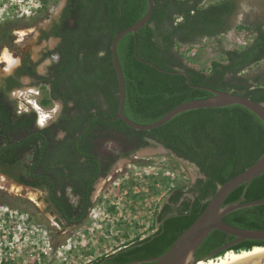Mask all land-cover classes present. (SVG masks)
<instances>
[{
  "label": "trees",
  "instance_id": "obj_1",
  "mask_svg": "<svg viewBox=\"0 0 264 264\" xmlns=\"http://www.w3.org/2000/svg\"><path fill=\"white\" fill-rule=\"evenodd\" d=\"M153 0L146 25L134 35H124L116 55L125 85L124 115L147 125L179 104L206 99L205 90L190 88L183 75L160 72L184 71L190 85L232 92L264 104L262 72H249L264 61V24L237 25L235 30L253 35L240 50H220L221 62L208 71L196 69L178 49L202 38L226 32L236 0ZM146 0H67L62 21L53 35L59 37V61L52 68L50 96L63 102L59 119L42 129L34 127L35 115H17L0 96V173L17 184L47 193V210L61 226L81 224L92 208L91 194L99 179L113 165L137 150L162 145L177 158L193 164L198 177L188 186H176L156 214L157 227L149 236L124 244L90 264H128L163 255L202 212L216 189L243 172L264 154V124L249 110L232 105L182 112L150 131H136L117 113L118 87L110 56L115 34L146 13ZM9 31V30H8ZM5 33L0 43H5ZM4 36V37H3ZM49 100H43L47 104ZM70 104V106H68ZM62 134L58 137V134ZM114 139L117 154L100 155L97 146ZM264 199V173L237 187L224 205ZM227 224L264 231V204L227 214ZM234 238L211 231L194 253L201 259ZM263 245L243 241L230 249Z\"/></svg>",
  "mask_w": 264,
  "mask_h": 264
},
{
  "label": "rangeland",
  "instance_id": "obj_2",
  "mask_svg": "<svg viewBox=\"0 0 264 264\" xmlns=\"http://www.w3.org/2000/svg\"><path fill=\"white\" fill-rule=\"evenodd\" d=\"M217 1L205 0L203 5ZM63 2L0 0V36L6 34L5 43H0V56L5 49L16 57L22 51L33 50V30L55 16ZM253 23L264 24V0H236V10L227 20L225 33L202 38L178 51L186 64L208 71L212 61L223 60L220 50H240L252 41V34L237 31L235 26ZM261 71L264 61L249 72ZM260 81L264 82V75ZM43 98L42 93L36 101L20 97L15 105L30 108L36 103L41 111L51 109L53 105L42 104ZM118 147L110 139L99 144L97 150L100 155L117 154ZM197 177L194 166L151 143L117 160L110 174L96 182L86 219L79 225L64 227L47 210L42 191L26 190L8 181L22 192L0 189V264H90L124 244L152 234L157 227L156 214L170 190L188 186ZM28 192L35 196L27 197Z\"/></svg>",
  "mask_w": 264,
  "mask_h": 264
},
{
  "label": "water",
  "instance_id": "obj_3",
  "mask_svg": "<svg viewBox=\"0 0 264 264\" xmlns=\"http://www.w3.org/2000/svg\"><path fill=\"white\" fill-rule=\"evenodd\" d=\"M147 1V11L145 15L138 20L136 23L131 25L130 27L119 31L115 34L114 38L110 44V56L112 66L117 79V87H118V104H117V113L113 120L119 119L128 127L136 130V131H150L152 129L158 128L168 122L170 119L175 117L176 115L195 109H213V108H223L232 105L241 106L250 112H252L255 116H257L264 124V104L255 102L247 97L242 95H238L232 92L218 91L212 88L204 87V86H193L190 85L189 79L184 71H176V72H166L154 64L146 61H142L137 58L138 61L144 62L147 65L153 67L154 69L168 73V74H178L183 75L185 77L186 84L193 89H201L205 90L211 94L209 98L200 99V100H191L186 101L178 106L174 107L170 111H168L165 115H163L159 120L153 122L151 124L142 125L137 124L131 120H129L123 111L124 101H125V85L123 75L118 63L117 55H116V46L119 40L126 34L132 33L134 35V54H136V32L146 25L151 17L154 3L153 0ZM58 14L53 16L56 18ZM160 151L169 152L162 145L155 144ZM180 159V158H178ZM182 160V159H180ZM187 162L185 160H182ZM188 163V162H187ZM194 166L193 164H191ZM195 167V166H194ZM196 168V167H195ZM198 171V169L196 168ZM264 173V154L249 168L234 176L233 178L226 181L224 184L219 186L215 193L208 199L206 206L199 214V216L192 222V224L186 228L172 243L170 248L161 256L153 259H145L133 261L128 264H197L200 261L206 262L208 260L215 259L228 251L232 252H240V251H249L255 247H264V231H253V230H243L236 227H233L223 221V218L241 208H248L251 206H257L264 204V199L251 201V202H236L228 205H224V202L228 198V196L239 186L243 184H249L252 180L259 177ZM7 181L19 186L23 189L31 190L35 192L36 190L30 187H26L24 185L17 184L12 180L8 179L6 176L2 175ZM219 231L226 236L233 237L234 240L229 243H224L220 247L216 248L212 252H210L207 256L201 259H195L194 253L197 248L201 245L204 239L211 231ZM243 241H258L262 242L263 245H256L251 247L250 249H241L233 251L230 248L236 244H239ZM228 264H264V250L260 252H256L250 254L248 256L236 259Z\"/></svg>",
  "mask_w": 264,
  "mask_h": 264
},
{
  "label": "flooded vegetation",
  "instance_id": "obj_4",
  "mask_svg": "<svg viewBox=\"0 0 264 264\" xmlns=\"http://www.w3.org/2000/svg\"><path fill=\"white\" fill-rule=\"evenodd\" d=\"M66 1L67 0H64L56 18L48 17L49 20L43 23L45 26L39 24L36 29L33 30V50L22 51L19 57L12 54L15 59H18V63L11 72H5V63H0V96L11 109L15 110L17 115L23 113L34 114V127L38 129L47 127L51 123L57 121L63 111V102L51 98L50 88L51 81L53 80L51 76L52 68L59 61L57 46L60 43L59 37L54 36L53 33L62 26V21H65L69 26L73 22L72 19H68L64 16ZM41 93L44 94L45 100H49L47 104L53 105V107L48 110L44 109L43 111L45 113L41 111L44 117L40 119L32 108L30 101L26 102L31 106L30 108L22 107L21 104L15 105L20 97L24 99L25 96L34 98L36 101ZM68 106H70V104H68ZM41 119H43V126L40 124ZM61 136L62 134L59 133L58 137ZM35 190L42 191L40 189ZM42 192L46 197L47 193L44 191Z\"/></svg>",
  "mask_w": 264,
  "mask_h": 264
},
{
  "label": "bare ground",
  "instance_id": "obj_5",
  "mask_svg": "<svg viewBox=\"0 0 264 264\" xmlns=\"http://www.w3.org/2000/svg\"><path fill=\"white\" fill-rule=\"evenodd\" d=\"M5 53H7L11 57V60L14 61V63H12V64L8 63V61L4 58ZM0 62L5 63V72L8 73V72H11L13 70V68L17 65L18 59L13 58V56L9 53V51H7L5 49L1 53ZM0 189L5 190L7 192H13L16 194H20L22 192L20 188L14 186L12 184H9L7 179L4 178L1 173H0ZM26 196L33 198L35 195H33V193L28 192V195H26ZM263 250H264V247H255L249 251H240V252L228 251V252L224 253L223 255L217 257L216 259L208 260L206 262L200 261L197 264H228V263H230L236 259L248 256L250 254L260 252Z\"/></svg>",
  "mask_w": 264,
  "mask_h": 264
},
{
  "label": "built area",
  "instance_id": "obj_6",
  "mask_svg": "<svg viewBox=\"0 0 264 264\" xmlns=\"http://www.w3.org/2000/svg\"><path fill=\"white\" fill-rule=\"evenodd\" d=\"M32 108H33V109L35 110V112L37 113L39 119L42 118V117H44V114L41 112V108H40L38 105L33 104V105H32Z\"/></svg>",
  "mask_w": 264,
  "mask_h": 264
},
{
  "label": "clouds",
  "instance_id": "obj_7",
  "mask_svg": "<svg viewBox=\"0 0 264 264\" xmlns=\"http://www.w3.org/2000/svg\"><path fill=\"white\" fill-rule=\"evenodd\" d=\"M4 58L8 61L9 64L14 63V61L11 60V57L7 53L4 54ZM40 124L41 126H43V119H41Z\"/></svg>",
  "mask_w": 264,
  "mask_h": 264
}]
</instances>
